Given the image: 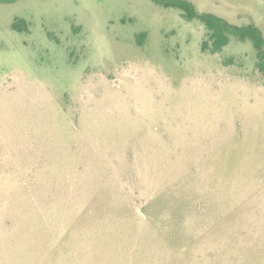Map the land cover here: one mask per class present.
<instances>
[{
    "label": "rangeland",
    "instance_id": "1",
    "mask_svg": "<svg viewBox=\"0 0 264 264\" xmlns=\"http://www.w3.org/2000/svg\"><path fill=\"white\" fill-rule=\"evenodd\" d=\"M189 1L264 36V0ZM206 35L152 0L0 4V264H264V74Z\"/></svg>",
    "mask_w": 264,
    "mask_h": 264
},
{
    "label": "trees",
    "instance_id": "2",
    "mask_svg": "<svg viewBox=\"0 0 264 264\" xmlns=\"http://www.w3.org/2000/svg\"><path fill=\"white\" fill-rule=\"evenodd\" d=\"M19 0H0V4L16 3ZM165 8H175L182 12L185 21L198 20L204 24L207 30V39L202 43L203 52L218 54L229 45L230 38L235 37L239 41H251L257 50V68L264 74V36L260 28L254 23L239 26L216 16L212 13L198 12L189 0H152ZM13 30L17 32H29L28 22L25 19H16ZM143 37L145 34L142 35Z\"/></svg>",
    "mask_w": 264,
    "mask_h": 264
}]
</instances>
